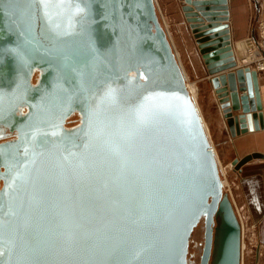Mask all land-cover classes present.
<instances>
[{
  "label": "water",
  "instance_id": "water-1",
  "mask_svg": "<svg viewBox=\"0 0 264 264\" xmlns=\"http://www.w3.org/2000/svg\"><path fill=\"white\" fill-rule=\"evenodd\" d=\"M225 3L181 11L237 135L262 119L256 72L233 68ZM47 10H0V264H186L200 219L198 264H240L239 221L153 0ZM251 158L264 154L232 163Z\"/></svg>",
  "mask_w": 264,
  "mask_h": 264
},
{
  "label": "crops",
  "instance_id": "crops-1",
  "mask_svg": "<svg viewBox=\"0 0 264 264\" xmlns=\"http://www.w3.org/2000/svg\"><path fill=\"white\" fill-rule=\"evenodd\" d=\"M175 2L177 3L178 0H173L174 5ZM225 5L227 6L226 9L228 23L230 24V35L234 39L250 34L254 28L253 24H255L258 19L264 18V0H226ZM169 39L174 49L173 41L171 38ZM249 39L251 38L236 40V42L233 43L232 49L235 56L241 55V51H243L241 47L249 46ZM235 44L238 48H235ZM174 52L183 72L185 73L181 61L179 60V55L175 49ZM256 78L262 119V128L256 131L231 135L228 129H226L221 117V109H218V104H216V101L218 102V100H215L210 88V91L208 89L207 98H210L211 104L216 107V129H211V121H208L205 118L202 105L200 104L199 106L198 104V112L208 131L207 135L210 138L211 145H213L217 161L227 163V168H229L228 165L232 166L231 164H233L232 161L234 159H239L244 155L256 152L264 154V71L257 73ZM212 130L214 131L213 136L211 132ZM235 173L238 177V190L234 191L237 198L235 199L233 194H231V200L233 203L236 200L240 203L239 209L235 205L234 206L236 214L238 213L237 216L239 215L238 219L242 227L243 261L245 257V264H253L252 252L255 253L256 246L258 245L260 250L258 261L259 264H264V159H252L244 163L238 172ZM245 229L248 232V236L247 240L244 241L243 236L245 234Z\"/></svg>",
  "mask_w": 264,
  "mask_h": 264
},
{
  "label": "rangeland",
  "instance_id": "rangeland-1",
  "mask_svg": "<svg viewBox=\"0 0 264 264\" xmlns=\"http://www.w3.org/2000/svg\"><path fill=\"white\" fill-rule=\"evenodd\" d=\"M154 3H155L154 7H156L155 13H156L158 22L160 23V26L167 33L168 38H171V40L173 41L174 49L177 51V53L179 55V60L181 61L182 67L184 68V71L186 73V76H187L186 80H187V82H189V84L191 86H193V89H194L193 90V98L195 99L196 106L198 108V104H199V106H200V104L202 105L205 118L208 121H211V123H212L211 129H213V128L216 129L217 112H216V107L211 104L210 98H207L208 89L209 88L211 89L215 100L217 99V96H216V93H215V91H214V89H213V87L209 81L211 75L207 73V70H206L205 65L203 63L201 53L199 52V49H198L196 42H195V38L193 36L194 33L188 27V23L185 20L184 16L182 15V11H181L182 0H178L177 3L175 2V5L173 4V0H154ZM171 4H172V6H171ZM226 11H227V9H226ZM225 16H227V14ZM263 19H258L255 22V24H253L254 28L250 34L245 35L244 37H241L238 39H234L230 35V24L228 23V16H227L226 19L224 21H221V22L226 25L225 26L226 27L225 33L227 35L226 37L228 39V43L233 45V43H235L236 40H245L249 36L250 37L251 36L256 37V35H257L256 31L258 30V27H257L258 22L263 20ZM235 48H238V46L236 44H235ZM241 48L243 51H241L240 56H235V53L233 51V53H234L233 56H235V58H237V59L243 55L242 53L245 51L246 47H241ZM228 49L230 51V48H228ZM230 55L232 56L231 51H230ZM233 56H232V59L234 61ZM234 64H235V61H234ZM254 64H256L255 61H253L251 64H249V66H247V64H246V66H243V67L238 66V65H236V66L234 65L233 68L247 67L249 70L255 71L256 77H257V73L263 72L264 69L257 71ZM35 77H36V74L34 73V75L32 77V82H34ZM210 89H209V91H210ZM216 104H218L217 101H216ZM217 106L219 109L220 108L219 104ZM219 112H220V110H219ZM220 114H222V113L220 112ZM221 117H222L223 122L226 126L225 120H224L222 115H221ZM76 123H77V116L75 114H73L66 120L65 125L67 127H70V126L75 125ZM205 129H206V127H205ZM226 129H228L227 126H226ZM206 132H208L207 129H206ZM211 132H212V136H213L214 131L212 130ZM215 133H218V132H215ZM10 136L11 135H7L4 138H9ZM209 140H210V138H209ZM252 159L255 160V158H251L250 160H252ZM250 160H247L246 162H248ZM246 162H244V163H246ZM219 163H220L219 175H220V178L222 179L223 185H224L222 190H223V192L228 194L230 199H231V194H233V197L236 199L237 195L234 194V191L238 190V187H237L238 177H237V174L235 172H238V170L240 169V167L244 163L239 164L237 166H236V164L234 165V164L230 163L232 166L228 165L229 168H227V163H223V162L219 161L218 165H219ZM232 205H233V208H235V206H236L239 209V207H240V203L237 200L234 203L232 202ZM247 236H248V232L245 229V234L243 236L244 241L247 240ZM201 244H202V219H200L197 222V224L193 227V229L190 232V235L188 238V244H187V251H186V264H198V256L200 253ZM245 246H246V244H245ZM259 252H260V250H259L258 245H257L255 253L252 252V254L254 255V256L252 255L253 264H259V261H258ZM243 255L244 254L242 252V264H245L244 263L245 257H244V261H243Z\"/></svg>",
  "mask_w": 264,
  "mask_h": 264
},
{
  "label": "bare ground",
  "instance_id": "bare-ground-1",
  "mask_svg": "<svg viewBox=\"0 0 264 264\" xmlns=\"http://www.w3.org/2000/svg\"><path fill=\"white\" fill-rule=\"evenodd\" d=\"M226 1V0H225ZM153 3H154V0H153ZM183 3V2H182ZM155 4V3H154ZM227 7V6H226ZM156 8V7H155ZM164 30V29H163ZM164 32H165V30H164ZM165 34H166V37H167V39H168V41H169V43H170V46H171V48H172V51H173V53H174V56H175V58H176V60H177V62H178V65H179V67H180V70H181V72H182V75H183V77H184V83H185V87H186V89H187V91H188V93H189V95H190V97H191V99H192V101H193V103H194V105H195V107H196V110H197V112H198V108H197V106H196V103H195V99L193 98V86H191L190 84H189V82H187V76L185 75V73L183 72V69L181 68V65H180V63H179V61H178V58L176 57V54H175V52H174V50H173V47H172V44H171V41H170V39L168 38V36H167V33L165 32ZM229 48H230V51H231V53H232V56H233V49H232V45L229 43ZM243 55L240 57V58H235V56H233L234 57V61H235V66L236 65H238V66H246V64H247V66H249V64H251L254 60H255V62H256V68H257V71H258V67H259V69H264V59L262 58V53L260 52V50H259V48L258 47H256L255 48V50H251V48H250V46H247L246 48H245V51L242 53ZM198 115H199V117H200V120H201V123H202V125H203V128H204V132H205V134H206V137H207V140H208V143H209V146H210V148H211V150H212V152H213V155H214V158H215V161H216V165H217V169H218V175H219V165H218V162H217V158H216V156H215V153H214V150H213V146L211 145V143H210V140H209V137H208V135H207V132H206V129H205V126H204V124H203V121H202V118H201V116H200V114H199V112H198ZM230 166V165H229ZM219 179H220V182H221V186H222V189H223V181H222V179L220 178V175H219ZM223 191V190H222ZM227 194V193H226ZM228 195V194H227ZM229 197V196H228ZM229 199H230V197H229ZM230 201H231V199H230ZM231 203H232V201H231ZM234 212H235V214H236V211H235V208H234ZM236 216H237V214H236ZM237 218H238V216H237ZM238 221H239V219H238ZM239 225H240V251H241V258H240V264H242V227H241V224H240V221H239Z\"/></svg>",
  "mask_w": 264,
  "mask_h": 264
},
{
  "label": "built area",
  "instance_id": "built-area-1",
  "mask_svg": "<svg viewBox=\"0 0 264 264\" xmlns=\"http://www.w3.org/2000/svg\"><path fill=\"white\" fill-rule=\"evenodd\" d=\"M257 27H258V30L256 31L257 32L256 37L254 36L248 37V38H251L248 40L249 42L248 44L252 51L255 50L256 47H258L260 52L263 54L262 58L264 59V19L258 22ZM254 66L256 68V64H254ZM258 70H262V68L259 69L258 67Z\"/></svg>",
  "mask_w": 264,
  "mask_h": 264
},
{
  "label": "snow or ice",
  "instance_id": "snow-or-ice-1",
  "mask_svg": "<svg viewBox=\"0 0 264 264\" xmlns=\"http://www.w3.org/2000/svg\"><path fill=\"white\" fill-rule=\"evenodd\" d=\"M16 0H0V10L3 9V6L7 4H12L15 3ZM34 2L39 3L43 9H44V14L47 16L48 10L47 7L49 4H64V3H71V0H34Z\"/></svg>",
  "mask_w": 264,
  "mask_h": 264
},
{
  "label": "flooded vegetation",
  "instance_id": "flooded-vegetation-1",
  "mask_svg": "<svg viewBox=\"0 0 264 264\" xmlns=\"http://www.w3.org/2000/svg\"><path fill=\"white\" fill-rule=\"evenodd\" d=\"M7 135H10L9 133Z\"/></svg>",
  "mask_w": 264,
  "mask_h": 264
}]
</instances>
